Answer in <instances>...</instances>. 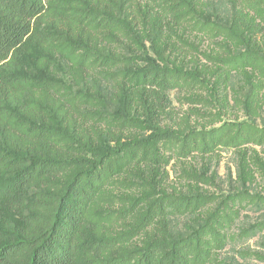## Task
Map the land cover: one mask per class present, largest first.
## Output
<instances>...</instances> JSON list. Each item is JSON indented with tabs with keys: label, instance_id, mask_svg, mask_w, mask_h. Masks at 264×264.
<instances>
[{
	"label": "rangeland",
	"instance_id": "374dc122",
	"mask_svg": "<svg viewBox=\"0 0 264 264\" xmlns=\"http://www.w3.org/2000/svg\"><path fill=\"white\" fill-rule=\"evenodd\" d=\"M92 4L116 18L114 27L81 33L72 24L76 36L130 62L85 68L69 57L83 51L79 43L69 44L74 49L67 55L30 38L0 63V72L45 75L55 83L49 92L28 84L15 102L57 128L60 148L72 140L115 149L168 129L219 132L210 150L187 151L174 141L163 148L161 190L198 202L168 209L169 232L176 239L199 233L201 241L187 249L189 264H264V0H64L55 7L74 14ZM239 15L250 27L234 35L229 28ZM247 56L253 61L242 63ZM148 67L175 82L162 101L154 102L145 84L129 81L132 71ZM141 171L137 166L107 187L110 199L100 204L106 218L93 226L114 240L118 253L145 246L144 231L135 234L149 211ZM18 220L8 206L0 209L3 227L17 230Z\"/></svg>",
	"mask_w": 264,
	"mask_h": 264
},
{
	"label": "trees",
	"instance_id": "16d2710c",
	"mask_svg": "<svg viewBox=\"0 0 264 264\" xmlns=\"http://www.w3.org/2000/svg\"><path fill=\"white\" fill-rule=\"evenodd\" d=\"M61 4L64 0H0V63L15 55L30 38L67 55L74 49L69 44L79 43L83 51L69 57L85 68L130 62L128 58L98 51L87 40H79L72 28V24H77L81 33L88 29L107 30L114 27L116 18L103 15L106 10L101 11L95 4L86 11L65 14L63 8H56ZM53 5V14H47ZM171 17L179 20L181 16ZM249 27L239 15L229 29L238 35V29L243 33ZM246 59L242 62L230 58V63L253 61L251 56ZM129 79L148 86L154 102L164 100L166 92L175 85L171 76L155 67L132 71ZM54 83L45 75L0 72V209L8 206L19 218L17 230L0 225V264H189L187 249L201 241L199 233L174 238L167 215L168 209H188L192 205L196 208L198 202L191 196H174L161 190L163 148L174 141L187 151L199 147L210 150L219 132L194 130L181 134L168 129L115 149L99 148L87 141L76 144L72 140L60 148L56 144L61 137L57 128L47 125L44 118L28 114L15 102L16 95L28 84L49 92ZM137 166H141V176L149 188L144 196L149 211L135 230V234L144 231L145 246L118 253L114 240L94 233L93 226L106 218L100 204L110 199L107 187L116 184L120 177L126 179ZM34 195H41V199L31 201ZM148 226L153 232H145ZM214 231L213 237H217L219 232ZM89 234L92 235L88 237ZM108 251L110 257H100ZM208 252L209 247L204 254Z\"/></svg>",
	"mask_w": 264,
	"mask_h": 264
}]
</instances>
